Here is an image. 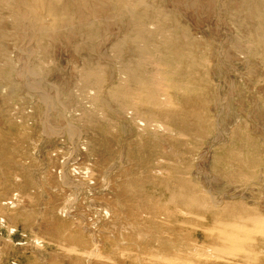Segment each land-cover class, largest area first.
Instances as JSON below:
<instances>
[{"label": "bare ground", "instance_id": "bare-ground-1", "mask_svg": "<svg viewBox=\"0 0 264 264\" xmlns=\"http://www.w3.org/2000/svg\"><path fill=\"white\" fill-rule=\"evenodd\" d=\"M223 159L239 168L222 170L230 181L215 174ZM258 190L264 0H0V244L12 253L24 238L46 263L86 264L103 228L114 264L130 262L127 246L138 264L142 253L169 262L155 203L171 231L202 219L258 260L264 230L258 243L245 232L264 222ZM14 211H28L20 239Z\"/></svg>", "mask_w": 264, "mask_h": 264}, {"label": "rangeland", "instance_id": "rangeland-1", "mask_svg": "<svg viewBox=\"0 0 264 264\" xmlns=\"http://www.w3.org/2000/svg\"><path fill=\"white\" fill-rule=\"evenodd\" d=\"M159 88H162V87H159ZM170 96V95H169ZM168 96V97H169ZM140 123L142 124L143 123V121L141 122L140 121ZM196 135H198V133H196ZM174 143H176V144H179V140H178V138L177 139H175L174 140ZM200 148L201 147H199L198 149H196V151L198 150H200ZM222 157L223 158H226L227 156H226V153H225V151H223L222 152ZM83 161V160H82ZM223 162V163H222ZM229 162V164H227ZM228 162H227V160L226 159H223L220 163H218V164H215L214 165V170H215V174H217L218 176H220L223 180H228V181H230L229 180V176L227 175V174H224V172L222 171V170H224V169H227V168H231L230 170H228L229 172L231 171V173L233 174V173H237V172H239V168H238V166L235 164V162H233V164L231 163V161L230 160H228ZM194 163V162H193ZM225 163V164H224ZM156 164V162L155 161H153V165H155ZM224 164V165H223ZM149 165H152V162H150L149 163ZM220 165V166H219ZM227 165H228V167H227ZM222 166V167H221ZM225 166V167H224ZM237 167V168H236ZM146 168L147 169H149L150 167L148 166V165H145V170H146ZM218 168V169H217ZM188 169H190V167H188ZM233 169V170H232ZM234 171V172H233ZM220 173V174H219ZM161 179V178H160ZM159 179V180H160ZM231 180H233V183L234 182H236V183H244V182H241V181H238L237 182V178H230ZM95 183V182H94ZM95 184H93V186H94ZM255 193H253V191H251L250 192V194L251 195H253V196H255L256 195V198L258 199V200H260V202L262 201V202H264V194H259L260 192H259V190H258V192L256 193V191H254ZM98 193V192H97ZM258 194V195H257ZM117 194H108V196L107 195H98V194H96V195H92L91 197H94V198H96V197H99V198H108V199H110V200H112V199H115V198H117V196H116ZM35 196V195H34ZM262 197V198H261ZM67 197H64V196H59L57 199H56V202L57 203H59V204H61V203H65L66 201H67V199H66ZM121 198L122 199H126V197L125 196H121ZM261 198V199H260ZM131 202L132 201H130L129 203L131 204ZM80 208V209H79ZM78 209H77V214H79L80 216H82V215H86L87 216V219H89L88 221H89V223H92L93 222V217H90V215H89V208L88 207H86L85 205H81L80 207H79ZM15 210H17V208L15 209ZM82 210V211H81ZM84 210V211H83ZM153 210H156V211H153V213L154 214H156V213H158L157 215H159V218L158 219H155V223L156 224H158V226H157V233L159 234V235H162V236H165V237H167V239H166V245H165V247L166 248H164V249H166V250H168L169 251V254H171V260H169V262H166L165 261V259H163V257H161L160 259H161V261L159 260L157 263H154V258H155V255L153 254V256L152 255H150V254H141L140 256H141V258H140V260L142 261V263L141 264H162L163 262V264H173L175 261L177 262V261H179V262H181V264L183 263L182 261L184 260L185 262L183 263V264H264V255H263V252L262 251H256V252H258V254H256V252H255V255L258 257V260H252V259H248V258H244V259H241V257H242V248L244 247H242L241 248V246H242V244H238V242H240V241H237V242H235V243H231L232 245H233V249L232 250H227L226 249V246H224V245H226L227 243H226V241L224 242V240H222L223 238H225L226 239V236H228L227 234H228V232H223V231H220V230H218V229H214V228H212V227H209V225H210V223L208 222V221H205L204 222V220H200V219H195V218H193V220L195 221V222H197L198 224H200L199 226H198V228L196 227V228H186V229H180L179 228V230H177V229H172V231L169 229V228H174V226L173 225H171L170 223H167L166 222V218L165 217H163L164 215L162 214V209H160V207H156V205H155V203H153ZM27 212L28 211H26V212H22V211H14V213L15 214H20L21 216H24L25 217V219H27V220H25V219H22V218H20V221H17V220H15L14 222H12L11 224H12V226H13V224L15 225L14 227H16V225H17V230L15 231V233H19V239H20V237L22 236V235H24V234H26V233H28V230H27V228L25 227V226H22V225H25V221H28L29 220V217H27L28 216V214H27ZM76 212H75V214H76ZM119 212V211H118ZM22 213H23V215H22ZM88 214V215H87ZM162 216V217H161ZM89 217V218H88ZM185 218L187 217V218H190V215H185L184 216ZM59 218H63V216H60ZM64 218H65V216H64ZM166 219V220H165ZM160 220V221H159ZM165 220V221H164ZM79 221V222H78ZM7 222H9L8 221V219H5V221L3 222V223H7ZM70 222V223H69ZM77 222V223H76ZM162 223V224H160V223ZM67 224H70V225H72V226H74V227H77V226H81V220L80 219H70L69 221H67ZM85 224V223H84ZM156 224H154V226L156 225ZM166 225V226H165ZM168 225V226H167ZM206 226L208 227V228H206ZM22 227V228H21ZM253 227V228H252ZM257 227H260L259 229L257 228ZM21 228V229H20ZM199 228H204V229H199ZM250 228H251V230H250ZM256 228V229H255ZM23 229V230H22ZM164 229V233H163V230ZM165 229H166V231H165ZM207 229L209 230V231H207ZM213 229V230H212ZM258 229V230H257ZM109 229H103V228H95L93 231H92V233L93 234H95V236H97V238H98V240H99V242L98 241H94L93 239H89L90 240V244L92 245V247H90V246H87L88 248H89V250L91 249L92 250V252L93 251H95L96 249L98 250V252H97V255L96 256H94L90 261H89V263L87 262L86 264H111V262H112V264H114V262L115 261H113V260H111V258L114 256V253H115V250H116V246H112V247H104V246H102L104 243H110V244H114V243H116V241H115V239L114 238H110V237H112L111 235H110V233H109V231H108ZM257 230V231H256ZM260 230H264V222H260V225L259 226H249L248 227V229L247 230H245V232H247V234H248V237H249V239L251 238V240L254 238L255 239V243H258L259 242V239H261V237H262V234H259V231ZM23 231V232H22ZM25 231V232H24ZM162 231V233H160ZM170 232V233H168V232ZM215 231V232H214ZM255 233H254V232ZM174 232H176V233H174ZM182 232V233H181ZM258 232V233H257ZM261 232V231H260ZM173 233V234H172ZM206 233V234H205ZM209 233H210V235H209ZM222 234V236H224L223 238H222V236L220 237V235ZM223 233H224V235H223ZM28 234H30V233H28ZM88 234H90V232L88 233ZM99 234V235H98ZM175 234V235H174ZM205 234V235H204ZM208 234V235H207ZM212 234V235H211ZM217 234V235H216ZM220 234V235H219ZM251 234H254L256 237H254V235L252 236ZM258 234V235H257ZM179 235V236H178ZM215 235L217 236V237H219L218 239H217V237H215ZM263 235H264V233H263ZM177 236V237H176ZM204 236V237H203ZM211 236H213V237H211ZM252 236V237H251ZM176 237V238H175ZM207 239H206V238ZM177 238L179 239L180 238V240H177ZM257 238V239H256ZM109 239V240H108ZM176 239V240H175ZM183 239V240H182ZM42 240V239H41ZM221 240V241H220ZM110 241H112V242H110ZM181 243H180V242ZM187 241H188V244H187ZM27 242H29L28 240H25L24 238H22V240L20 241V243L21 244H19L18 243V241L17 242H15V244H16V246L19 248V249H15V252H13L12 253V251H10V250H8L7 248H6V246L5 245H3V244H0V264H19V262H20V264H44V262H45V264H50L49 263V261L46 263V260L43 258V259H37V256L35 255V253H34V248L33 247H31L30 245H28L27 244ZM170 242V243H169ZM171 242H172V244H171ZM191 242V243H190ZM221 242V243H220ZM225 244H224V243ZM180 244L183 246V248L185 247V245H186V247L184 248L185 249V251L184 250H178V249H180ZM234 244H236V245H234ZM3 245V246H2ZM106 245V244H105ZM217 245H219V246H217ZM221 245V246H220ZM10 246H14V244L12 243V242H10ZM158 246H160L161 248H163V246H162V244L161 245H158ZM176 246H178V247H176ZM195 248H194V247ZM235 246V247H234ZM56 247L57 246H54L53 247V249L55 250V252H57V249H56ZM173 247V248H172ZM193 247V248H192ZM218 247V248H217ZM237 247V248H236ZM239 247H240V249H239ZM115 248V249H114ZM129 248H131V247H129V246H127V247H125V249H128V251H129V253H128V255H127V260L128 261H130V262H128V264H138V262L136 261V259H135V255H133V249L134 248H131V249H129ZM168 248V249H167ZM173 250H172V249ZM177 249L176 251L174 250V249ZM199 248H201V250H204V251H201ZM235 248V249H234ZM254 248V247H253ZM259 248H261V249H264L263 247H262V245H259ZM58 250H59V246H58ZM113 250V251H112ZM132 250V251H131ZM189 250V251H188ZM192 250V252H190ZM215 250V251H214ZM233 250H235V251H237V252H235V251H233ZM8 251V252H7ZM17 251V252H16ZM183 251V252H182ZM187 251V252H186ZM197 251V252H196ZM219 251V252H218ZM233 251V252H232ZM10 252L12 253V254H10ZM185 252V253H184ZM195 252V253H194ZM201 252V253H200ZM208 254H207V253ZM215 252V253H214ZM262 253L261 255H259V253ZM58 253V252H57ZM174 253L176 254V255H174ZM179 253H184V255H181V254H179ZM187 253V254H186ZM198 253H200L199 255H198ZM214 253V254H213ZM69 254L71 255V252H69ZM113 254V255H112ZM173 254V255H172ZM191 254H193V255H191ZM205 254V255H204ZM112 255V256H111ZM144 255V256H143ZM181 255V256H180ZM190 255V256H189ZM209 255V256H208ZM211 255V256H210ZM134 256V257H133ZM143 256V257H142ZM174 256V257H173ZM184 256V257H183ZM189 256V257H188ZM199 256V257H198ZM218 256H219V258H218ZM146 257V258H145ZM190 257H192V258H190ZM236 257H238V258H236ZM57 258H58V261H56V264H75V263H72V261H71V259H74L75 258V256H73V255H71V256H62V255H59V256H57ZM175 258V259H174ZM187 258V259H186ZM204 260H203V259ZM221 258V259H220ZM108 259V260H107ZM147 259V260H146ZM149 259V260H148ZM183 259V260H182ZM192 259V260H191ZM197 259V260H196ZM198 259H199V261H198ZM201 259V260H200ZM205 259H208V261L206 260L205 261ZM217 259V260H216ZM219 259V260H218ZM67 260V261H66ZM189 260V261H188ZM195 260V261H194ZM43 261V262H42ZM59 261H61V262H59ZM66 261V262H65ZM140 261V262H141ZM147 261V262H146ZM152 261V262H151ZM202 261V262H201ZM247 261V262H246ZM92 262V263H91ZM145 262V263H144ZM151 262V263H150ZM187 262V263H186ZM198 262V263H197ZM77 264V263H76ZM78 264H80V263H78ZM81 264H83V263H81ZM85 264V263H84ZM116 264V263H115ZM117 264H122V263H117Z\"/></svg>", "mask_w": 264, "mask_h": 264}]
</instances>
